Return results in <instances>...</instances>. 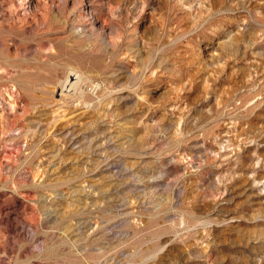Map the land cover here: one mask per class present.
<instances>
[{"label": "rangeland", "instance_id": "374dc122", "mask_svg": "<svg viewBox=\"0 0 264 264\" xmlns=\"http://www.w3.org/2000/svg\"><path fill=\"white\" fill-rule=\"evenodd\" d=\"M0 264H264V0H0Z\"/></svg>", "mask_w": 264, "mask_h": 264}, {"label": "bare ground", "instance_id": "6f19581e", "mask_svg": "<svg viewBox=\"0 0 264 264\" xmlns=\"http://www.w3.org/2000/svg\"><path fill=\"white\" fill-rule=\"evenodd\" d=\"M73 77V76H72ZM75 79V78H74ZM67 80V79H66ZM68 80H70V79H68ZM67 82H69V81H67ZM80 84V83H79ZM77 88H78V86H77Z\"/></svg>", "mask_w": 264, "mask_h": 264}]
</instances>
